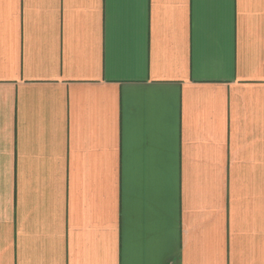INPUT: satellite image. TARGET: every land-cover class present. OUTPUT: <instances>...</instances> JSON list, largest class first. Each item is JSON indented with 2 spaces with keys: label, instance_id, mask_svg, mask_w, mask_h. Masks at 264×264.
Returning <instances> with one entry per match:
<instances>
[{
  "label": "crops",
  "instance_id": "crops-1",
  "mask_svg": "<svg viewBox=\"0 0 264 264\" xmlns=\"http://www.w3.org/2000/svg\"><path fill=\"white\" fill-rule=\"evenodd\" d=\"M0 264H264V0H0Z\"/></svg>",
  "mask_w": 264,
  "mask_h": 264
}]
</instances>
